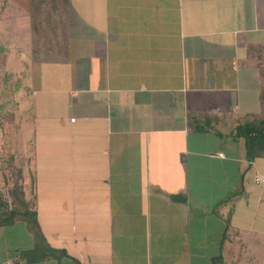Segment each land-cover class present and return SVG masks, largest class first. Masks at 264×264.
I'll list each match as a JSON object with an SVG mask.
<instances>
[{"label": "crops", "instance_id": "1", "mask_svg": "<svg viewBox=\"0 0 264 264\" xmlns=\"http://www.w3.org/2000/svg\"><path fill=\"white\" fill-rule=\"evenodd\" d=\"M56 4L41 39L0 10V55L19 74L31 60L34 99L32 190L14 198L44 236L2 227L0 264H264V157L232 138L263 108L264 0Z\"/></svg>", "mask_w": 264, "mask_h": 264}, {"label": "rangeland", "instance_id": "2", "mask_svg": "<svg viewBox=\"0 0 264 264\" xmlns=\"http://www.w3.org/2000/svg\"><path fill=\"white\" fill-rule=\"evenodd\" d=\"M48 1L50 2L49 5L45 6L40 4L41 6L36 7L35 5L38 3H36L34 0H0V10L2 8L1 6L6 7V10L8 11L6 14L11 16V20H13L12 18H15V22H23L27 25V27L30 25L29 16H31L32 20L34 18V22L39 24L41 27H39L38 30V36L41 39L44 37V33H46V30L44 32L40 31L43 26L47 27L48 23H50L52 26L55 25V22H57L62 16V9L58 8L57 4L54 3L53 0ZM34 12L35 14H38L35 16ZM47 17L49 18L50 22H47ZM48 30L54 31L55 28ZM29 31L31 37L28 38L26 37V34ZM0 32H2V30H0ZM6 35L7 38L4 44V47H6L5 51L7 50V54L11 53L10 56L14 58L13 53L18 51L16 50V47L14 48L13 43H11L12 37H10L8 34ZM19 36H23V40L21 39L22 51L19 52H21L23 55H27L30 58L31 53L32 55L34 53V42L32 44V41H34V31L32 32V30L25 28ZM3 42L4 40L2 43ZM2 43L0 44V49L3 48ZM17 48L20 47L17 46ZM28 48H30V50L27 52L26 50ZM9 58L10 57L7 59L6 52L0 55V92L3 93V96L5 94L6 97H11V93L16 94L18 92L16 94L15 101L16 103H19L21 107L18 106L20 109L15 110V108L14 110L9 111L0 105V195L3 198L9 197L12 199L11 202H13V207H21L17 202L18 200H14V193L17 194L19 199V196H21L23 193L22 188L24 187V183L26 184V187L29 191L32 190L28 171L29 162L26 161V157L24 156V153L30 155L31 151L34 152V99L31 85V70L29 66L31 60H28L27 62L24 61L23 70L19 74L16 72L18 67H15ZM15 120L17 123H19L21 131L25 130L22 135V139L17 141H15L13 138H9L10 136H8V127L9 133H12L15 130ZM31 138L33 141H31ZM21 151H23V153H21ZM33 166L34 165L31 164L30 168L33 170L34 176Z\"/></svg>", "mask_w": 264, "mask_h": 264}, {"label": "trees", "instance_id": "3", "mask_svg": "<svg viewBox=\"0 0 264 264\" xmlns=\"http://www.w3.org/2000/svg\"><path fill=\"white\" fill-rule=\"evenodd\" d=\"M53 1L56 3L62 0ZM260 97L263 102V108L260 112L250 116L248 121L237 125L232 134L234 140L242 139L244 141L246 156L249 160L264 157V92H262ZM14 196L17 198V194L14 193ZM11 200L9 197L3 198L0 195V229L12 225L17 220H23L27 223L29 230L35 235L38 242L40 244L43 243L44 236L38 224L36 213L29 208V205L25 201L18 200L17 202L21 207H13L14 205ZM51 252H56V250H51ZM27 253L34 255V250H30ZM211 264L226 263L223 255L220 254L212 259Z\"/></svg>", "mask_w": 264, "mask_h": 264}, {"label": "built area", "instance_id": "4", "mask_svg": "<svg viewBox=\"0 0 264 264\" xmlns=\"http://www.w3.org/2000/svg\"><path fill=\"white\" fill-rule=\"evenodd\" d=\"M256 182L260 183V184H263L264 183V176L258 174L257 177H256Z\"/></svg>", "mask_w": 264, "mask_h": 264}]
</instances>
